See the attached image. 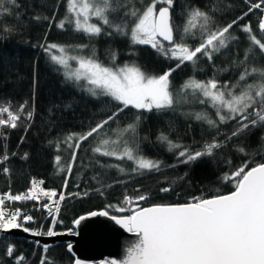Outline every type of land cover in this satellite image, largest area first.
Instances as JSON below:
<instances>
[{
	"label": "snow or ice",
	"instance_id": "snow-or-ice-1",
	"mask_svg": "<svg viewBox=\"0 0 264 264\" xmlns=\"http://www.w3.org/2000/svg\"><path fill=\"white\" fill-rule=\"evenodd\" d=\"M15 4V0H11ZM264 0L250 4L248 11L237 16L223 26L216 24L213 14L207 8L191 7L185 14V22L182 30L173 23V10L175 0H150L143 8L135 5L114 3L113 0H66L65 17L55 21L56 13L49 23H55L60 29L66 24L73 26L76 32H83L89 37L105 34V27L111 29L107 35L113 34L127 36L132 44L149 45L159 55L167 60L176 61L175 66L159 75H149L136 65H124L119 68L104 66L95 55H69L65 46L55 43L43 47L50 60L59 65L63 70L65 79L74 81L82 91L90 96L110 97L118 103L115 111L95 123V126L83 133H70L63 143L71 148L75 144V150L71 153V162L66 166L70 174L77 157V151L81 144L94 134H98L131 107L147 112L174 111L177 106L198 102L201 105H209L215 110L214 118L206 109L186 113L191 119L198 121L208 130L215 132L210 139L196 142L199 147L186 145L179 140H173L168 134L161 132L157 136V142L173 154L175 163L167 165L169 168L178 166H190L204 159L215 160L217 152H223L224 148L234 139L248 137L255 130L264 128V67L249 65L250 60L256 57H264V37L258 38L253 33L251 23L241 26L240 31L247 34L250 42L244 51L243 58L237 57L231 62L230 67L214 70V72L226 73L231 69L240 74L234 82L221 81L214 74L207 80H198L190 76L174 93L171 76L184 66L190 64L194 71L198 69L201 58L214 62L217 54L227 51L238 37L232 33V29L254 9L264 11ZM159 6V7H158ZM125 9H128L125 11ZM7 11V9H5ZM123 12L119 23L114 21V15ZM40 19L39 16L34 17ZM96 19V22L92 21ZM44 19H48L45 17ZM258 29L264 32V16L260 17ZM199 36V42L190 44L189 39ZM179 36V39H177ZM167 42L165 45L163 42ZM83 49L84 45L78 46ZM57 50L59 54H51ZM113 61L116 53H112ZM75 61L77 67L72 70L69 61ZM27 102L19 105V110L13 112L11 105H0V114H7V119L0 118V126L15 129L21 115L24 113ZM33 111H27L26 119L31 120ZM141 117L137 115L135 120L123 128L111 129L116 133V138H100L97 146L92 151L101 157L115 158L116 160H128L133 162L131 171H160L163 162L143 155L138 140L137 128ZM231 123L233 128L229 132L221 129ZM129 135L131 139H129ZM23 139V138H22ZM147 140V137L144 138ZM57 149L60 142H57ZM235 152L240 153L242 164L235 170L227 171L220 177L226 183H231L233 190L227 194H215L209 197L204 195L192 196L184 203L153 204L149 207H141L135 203L131 215L111 216L116 224L125 228L128 232L135 233L137 241L127 249L123 260H111L107 264H264V135L260 137L257 148L249 151L247 141L233 145ZM14 155V154H13ZM8 154L0 157L7 161ZM24 158H27L25 153ZM259 158V162L257 159ZM55 160L58 170L64 171L61 165L62 157L57 155ZM218 163L226 166L232 165V160L221 158ZM96 164L100 169L92 177L101 183L107 175V170L115 168L124 173L126 169L120 164H103L99 160ZM3 171L7 173L8 168ZM187 178V173L178 177V180ZM43 181H32V187L26 193L17 195H0V206L5 200L40 201L46 197L50 203H43L42 209L47 210L53 223H59L57 215L61 209V202L67 196L65 193H57L55 190H45L39 187ZM65 178L64 185L67 187ZM105 185L96 191L103 194ZM111 187V185H106ZM172 187H163L161 192L172 191ZM72 195V194H68ZM76 195H80L77 193ZM87 196L88 193L83 194ZM59 196L58 199H53ZM149 199L147 194L140 195L136 201ZM124 203L133 204L132 198L127 195ZM109 207H113L109 205ZM125 209L120 208L123 212ZM108 217V211H93L87 216H80L74 220L79 225L88 217ZM21 212L6 213L0 207V230L22 229L24 232H32L35 236L47 235L49 237L60 235L52 227L47 232L33 231L25 227L18 219ZM31 215L23 214V221H33ZM72 233V230H68ZM36 243H39L37 241ZM73 245L67 244L69 252ZM49 245H43L44 253ZM15 247L9 245L7 255L12 256ZM25 257L21 254L16 258L15 264H23ZM40 264H55L46 255L41 256ZM74 264H83L76 259Z\"/></svg>",
	"mask_w": 264,
	"mask_h": 264
},
{
	"label": "trees",
	"instance_id": "trees-1",
	"mask_svg": "<svg viewBox=\"0 0 264 264\" xmlns=\"http://www.w3.org/2000/svg\"><path fill=\"white\" fill-rule=\"evenodd\" d=\"M113 2L143 8L150 0ZM258 2L259 0H175L173 23L182 30L189 8L207 6L210 14L214 15L216 24L223 26L247 12L250 4ZM65 4L66 0H15V4L11 0H0V105L8 106L10 103V110L17 112L19 105L27 102L17 128L0 126V156L5 152L9 156L7 161L0 163V192L12 195L25 192L31 181L38 179L43 181L46 189L55 190L58 194L63 192L67 196L61 202L60 212L54 213L59 221L55 224L49 218L47 210L41 207L43 203H50L48 199L8 201L0 207L6 213L19 209L21 217L18 219L30 230L47 232L48 228L52 227L54 231L62 232L72 229V223L79 215L92 210L104 209L111 215L124 216L132 214L135 203H139L141 207L184 203L192 196L209 197L232 191V184L224 182L220 177L224 172L235 170L242 164L243 159L247 158L235 152L233 145L247 141L250 145L249 151L256 149L260 137L264 135V128L255 130L248 137L234 139L223 152H217L215 160L204 159L193 165H181L177 168L167 167L175 163V158L157 142V136L164 132L174 141L179 140L186 145L199 147L196 142H202L203 139H210L215 135V132L208 130L206 125L202 126L200 122L185 115L206 109L214 118L215 110L207 104L201 105L198 102L182 104L174 111L163 113L155 110L138 111L131 107L125 109L116 122L110 123L100 133L94 134L81 144L73 171L70 174L66 171L75 144L73 143L70 148L68 144L63 143L64 138L70 133L87 132L103 119L104 115H110L121 105L110 97H92L82 91L74 81L66 80L63 70L50 60L43 47L55 43L78 55L94 54L101 63L110 61L120 65L139 66L149 75L162 74L174 67L176 61L165 59L149 45L132 44L127 36L116 34L109 36L107 33L111 29L107 27L105 34L89 37L83 32L74 31L70 24H66L64 29L58 28L54 22L50 24L54 12L57 22L65 17ZM262 13L260 9H254L233 27L231 31L238 37V42H234L222 54H217L214 62L201 58L198 63L200 70L194 71L190 64L177 69L170 78L174 93L190 76L198 80H207L216 74L221 83L234 82L240 74L239 71L230 68L226 73H219L214 70L230 67L234 59L243 58L250 42L247 34L240 31L241 26L251 23L253 33L258 38L264 37V32L258 29ZM37 16L40 19L34 18ZM122 16L123 12L115 14L114 21L119 23ZM45 17L48 19H44ZM188 42L198 43L199 36L189 39ZM80 45L86 47L81 49L78 47ZM113 52L116 53L115 61L111 58ZM249 65L264 67V57L258 56L250 60ZM27 111H33L30 121L26 119ZM137 115L141 117L137 133L143 155L161 160L163 166L160 171L133 173L132 161L101 157L92 151L100 138H116V133L111 129L125 127L133 122ZM0 118L7 119V114H0ZM232 128L233 125L229 123L221 131L229 132ZM128 138L131 139V136ZM57 142H60L59 149L56 147ZM57 155L62 157L61 165L65 167L64 171L58 170L55 160ZM222 157L232 160V165L218 163ZM97 160L103 164H120L126 169L124 173L115 168L107 170V175L101 182L105 185L103 194L96 191L101 187V183L92 179L98 172L104 171L96 164ZM4 168H8L9 171L5 173ZM185 173L186 179L182 181L177 179ZM65 178L68 180L67 187L64 185ZM109 184L111 187H106ZM163 187H172L173 190L161 192L160 189ZM85 192L88 193L87 196L83 195ZM77 193L80 195H76ZM144 194H147L149 199L136 201L138 196ZM126 195L133 199V204L124 203ZM58 198L59 196L53 199ZM120 208L125 210L120 212ZM23 214L31 215L33 221H23ZM9 245L15 247L12 256L7 255ZM21 254L25 257L23 264H40L42 255H46L55 264L73 263V258L67 252L64 243L49 247L44 253L43 247L32 240L7 234L0 235V264H15L16 258Z\"/></svg>",
	"mask_w": 264,
	"mask_h": 264
},
{
	"label": "water",
	"instance_id": "water-1",
	"mask_svg": "<svg viewBox=\"0 0 264 264\" xmlns=\"http://www.w3.org/2000/svg\"><path fill=\"white\" fill-rule=\"evenodd\" d=\"M165 43H167L165 41ZM149 207V206H148ZM106 211L104 209L92 210L90 212ZM80 216H87L88 213ZM108 217L95 216L88 217L79 225L72 223V233L69 231L57 232L60 235L49 237L47 235L35 236L32 232H24L22 229L3 230L0 233L13 235L29 239L37 243L40 247L47 244L52 247L56 244H66L67 252L72 256L73 263L80 259L83 264H107L108 261H121L125 258L127 249L131 247L138 239L137 235L128 232L125 228L115 223ZM75 219V220H76ZM74 222V221H73ZM73 245L72 251L69 252L67 244Z\"/></svg>",
	"mask_w": 264,
	"mask_h": 264
},
{
	"label": "rangeland",
	"instance_id": "rangeland-1",
	"mask_svg": "<svg viewBox=\"0 0 264 264\" xmlns=\"http://www.w3.org/2000/svg\"><path fill=\"white\" fill-rule=\"evenodd\" d=\"M92 21H93V22H96V19H95V18H92ZM88 49H89V48H88ZM90 50H92V48H90ZM66 51H67V53H68L69 55H78V54L74 53L73 51H71L70 49H67V48H66ZM52 52H53V54H59L57 50H52ZM69 64L71 65L72 70H75V68L77 67L75 61L70 60V61H69ZM102 64H103L104 66H106V67H111V68H119V67H123V66H124V65H120V64H115L114 62H113V63H110V61L107 62V63H103V62H102ZM125 65H126V64H125ZM127 65L131 66L132 64H127Z\"/></svg>",
	"mask_w": 264,
	"mask_h": 264
},
{
	"label": "built area",
	"instance_id": "built-area-1",
	"mask_svg": "<svg viewBox=\"0 0 264 264\" xmlns=\"http://www.w3.org/2000/svg\"><path fill=\"white\" fill-rule=\"evenodd\" d=\"M262 16H264V11H263V13H262ZM261 16V17H262ZM0 157H2V156H0ZM3 160L2 159H0V163L2 162ZM35 181H41V180H38V179H34ZM33 181V180H32ZM32 181H31V183H30V187L29 188H31L32 187ZM39 187H42V188H44L46 191L48 190V189H46L44 186H43V183L42 184H40L39 185ZM28 188V189H29ZM28 189L25 191V192H22V193H26L27 191H28ZM6 194H8V193H1L0 192V195H5L6 196ZM20 194V193H19ZM15 195H17V194H15ZM41 199H47L46 197H43V198H41ZM8 201H11V200H5V202H8ZM0 231H3V230H0Z\"/></svg>",
	"mask_w": 264,
	"mask_h": 264
},
{
	"label": "bare ground",
	"instance_id": "bare-ground-1",
	"mask_svg": "<svg viewBox=\"0 0 264 264\" xmlns=\"http://www.w3.org/2000/svg\"><path fill=\"white\" fill-rule=\"evenodd\" d=\"M1 232V231H0ZM3 234V233H0V235Z\"/></svg>",
	"mask_w": 264,
	"mask_h": 264
}]
</instances>
